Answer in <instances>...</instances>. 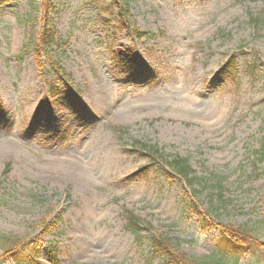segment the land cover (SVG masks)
Returning <instances> with one entry per match:
<instances>
[{"label": "rangeland", "instance_id": "1", "mask_svg": "<svg viewBox=\"0 0 264 264\" xmlns=\"http://www.w3.org/2000/svg\"><path fill=\"white\" fill-rule=\"evenodd\" d=\"M109 1L0 0V232L35 240V264H159L130 211L188 258L264 264L219 230L264 240V0H127L128 28ZM55 7L65 77L35 53ZM139 145L188 160L195 186Z\"/></svg>", "mask_w": 264, "mask_h": 264}, {"label": "trees", "instance_id": "2", "mask_svg": "<svg viewBox=\"0 0 264 264\" xmlns=\"http://www.w3.org/2000/svg\"><path fill=\"white\" fill-rule=\"evenodd\" d=\"M104 12L111 16H117V22L124 27L128 28L132 25L130 15L128 12L129 3L127 0H110L106 4ZM53 11V16L51 12ZM56 7L52 10H46L42 17V24L39 35V43L35 48L37 57L43 61V63H49L61 76L65 77L61 67L53 60L54 47L56 45L57 31L55 29V17L58 15ZM52 17V20H51ZM250 23L257 27H264V17L251 18ZM130 30V29H129ZM137 39H141L143 34L138 28L131 30ZM40 65V64H39ZM250 66V65H249ZM255 68V64L251 66V69ZM252 72V71H251ZM144 153L155 160L165 161L163 154L159 152L156 146H138ZM168 165L169 176L178 181H182L185 187L193 188L198 178L194 176L188 160L182 158L170 159L165 161ZM168 174V173H167ZM194 192V191H193ZM196 192L193 193V198H188V195H184L183 203L186 211H191L196 215H201V211L197 202L195 201ZM126 229L131 232L137 243H141L144 239V232L151 234L149 242V254L152 260H157L159 264H216L209 260V257L197 256L195 258H188L187 256L179 253L175 250L170 240L158 236L154 233L151 225L145 224L138 216L132 212H126ZM220 232L223 233L225 242L224 247L227 250L233 251L238 256L242 255V252L257 250L264 251V240L261 236L252 233L249 229L244 227L233 228L227 226H219ZM33 241H23L20 238L8 236L0 232V258L10 257L17 264H35L32 259L37 256L35 253L36 246ZM219 264V263H218Z\"/></svg>", "mask_w": 264, "mask_h": 264}, {"label": "bare ground", "instance_id": "3", "mask_svg": "<svg viewBox=\"0 0 264 264\" xmlns=\"http://www.w3.org/2000/svg\"><path fill=\"white\" fill-rule=\"evenodd\" d=\"M100 174H101V176H106V175L109 176V175H111V172L109 171L108 168H106V169L102 170L100 172ZM81 179H82V181L84 183H87L88 182L89 178H87V172L84 173V174H81Z\"/></svg>", "mask_w": 264, "mask_h": 264}]
</instances>
